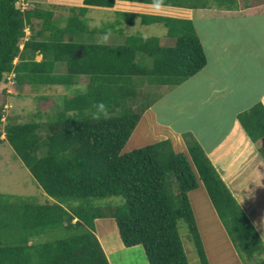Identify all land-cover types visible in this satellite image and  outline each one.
I'll return each mask as SVG.
<instances>
[{
	"label": "trees",
	"instance_id": "trees-1",
	"mask_svg": "<svg viewBox=\"0 0 264 264\" xmlns=\"http://www.w3.org/2000/svg\"><path fill=\"white\" fill-rule=\"evenodd\" d=\"M115 1L84 0V5L110 8ZM211 1L158 3L198 9L209 7ZM215 1L216 6L232 7L237 0ZM86 11L81 9L82 14ZM117 15L131 26L137 18L142 25L162 24L174 44L164 46L158 38L139 34L123 45L69 42L67 35L84 34L85 20L74 16L60 27L52 11L37 7L23 11L19 0H0V85L12 72L21 86L31 82L69 87L81 76L90 78L86 91L64 98L44 136L37 122L18 123L10 117L2 127L0 113V144L13 147L48 196L42 204L0 199V264H110L95 234V221L108 217L116 221L126 247H144L150 264H189L179 231L184 220L201 263L209 264L188 199L200 181L240 253L264 252L259 233L198 143L189 147L191 161L175 152L168 139L122 154L154 96L150 88L139 91L134 78L172 88L203 70L207 60L191 20ZM27 28L31 35L23 41ZM138 54L152 58L153 66L137 64ZM37 55H42L40 62ZM60 64L66 73L53 77ZM97 101H103L107 111L93 120L90 112ZM134 105H140L138 111ZM239 121L253 142L264 139L261 102L240 114ZM170 178L179 196L169 193ZM118 196L127 204L112 211L92 204L93 199Z\"/></svg>",
	"mask_w": 264,
	"mask_h": 264
},
{
	"label": "crops",
	"instance_id": "crops-1",
	"mask_svg": "<svg viewBox=\"0 0 264 264\" xmlns=\"http://www.w3.org/2000/svg\"><path fill=\"white\" fill-rule=\"evenodd\" d=\"M46 3H50L56 6L57 5L69 6L68 8L69 11L70 10L71 12L75 11L80 15H82L81 9L83 8L87 9L86 12H88L92 8H97V9H104L110 11L112 10L115 12V14L135 13V14H144V15H156V16L170 17L174 19L191 20L193 22L195 31L201 41V44L205 52V56L207 60L206 67L208 68L209 71L211 70V73L205 74L206 72H203L204 70L203 69L196 74L198 76L194 75L193 76L194 78L191 77L193 79L189 81L187 80L188 82L186 84H189L190 87L193 86V88H197V87L200 88H197L195 89L194 92H192L195 93L196 95H194L193 97L188 96L189 98H192L194 100L189 101L191 103V105L190 103H188L190 112L186 113L185 117L188 119V121L195 123V127L193 130L187 129L184 135L185 134L189 135L190 137L189 140L187 139L186 136L188 143H191L192 141L194 143H198L201 146V148L204 150L207 157L209 158L210 162L216 169L217 173L219 174V176L221 177L227 188L230 190L233 197L236 199L241 209L243 210V207L248 205L250 207V211L253 208L259 211L257 215L253 214V220H250L249 218L248 219L259 233L264 244V140L259 142L260 144H257L258 142H253L250 139V137L247 135L245 130L243 129L239 120L237 119L241 111L245 112L249 110L258 102H261L264 105V0L255 1L253 2L252 5H247V6L245 5V7H241L238 5L237 7L235 6V4L232 5V7H225V6L220 7L218 5L217 6L210 5L207 8H198V9H188V8L172 7L165 5H159V7H157L156 5L153 4H146V3L128 1V0H116L114 6L110 8L85 6L84 0H46ZM231 18L234 21L233 26H231L230 23L225 22V20ZM68 19L69 18H67L66 20L68 21ZM140 21L141 19L137 18L136 25L139 24L143 27L147 26V25H142ZM218 21L219 23H221L222 21L223 25L227 26V29L225 30L223 27H220V24H218L215 27V29L211 33H209L208 32L209 30H207L206 27V23L210 22L211 23L210 26H213V23H218ZM130 27L133 26L127 23V25L124 27V30L125 28L128 29ZM229 28L232 29L229 30ZM199 30L203 31L207 43L204 41V39H202ZM85 32L89 33V30L87 29L85 30ZM100 33H109V32L104 30V31H100ZM74 35L79 36L77 33H74ZM127 37L125 39V42L127 40ZM109 38L110 37L108 36L106 40L108 41ZM161 38L167 42V44L164 46H172L171 44L173 40L168 37L167 32L164 33L161 36ZM159 40L161 41V39ZM256 40L260 42H257ZM104 44L108 45L107 43ZM229 53L234 54L232 56L231 61L228 57L223 59L221 55H219V54L229 55ZM214 54L216 55L212 57ZM253 55L257 57L253 58ZM37 56H41L40 60H42V55H37ZM241 56H243V58ZM249 56H252L253 59L252 60L249 59ZM211 57L216 58L217 61H220L221 65H219L214 61L211 62L210 61ZM237 59L238 62L241 63V65H237L236 63ZM40 60L39 61L36 60V61L40 62ZM232 60H234V65L237 66L236 68H233ZM16 61H18V59H16ZM211 67L214 68V71H212ZM56 72L57 71H55V73L53 74V77H61V75H59ZM82 79L90 80L89 77L81 76L80 78L76 79L74 85L69 87H76L78 81ZM220 80L232 81L236 87L234 91L235 94L231 100H229L230 99L229 96V98H224L220 100V102L218 101L217 103L218 108L217 110L213 109V111L211 112V116H215L219 112H224V113L214 118L215 120L210 119L209 121L208 117L210 112L208 113L205 110L196 108L194 105H197L199 102L205 100L207 87L211 91H214L216 94L221 96L222 89L220 85ZM25 84L32 87L39 86V88L42 86L44 90L47 89L50 85H52V84L33 85L31 84V82H26ZM257 84L259 85V92L254 95L252 91L255 89V86ZM52 86H57V85H52ZM60 86H64V85H60ZM162 89L164 90V92H166L164 95H167V90L170 91V89L172 88L164 87ZM162 89L160 88L159 90L160 93ZM69 91L72 94L70 96L64 95V97L59 98V101H57L56 103L57 108L55 109V111H53L54 113L51 112L52 115L58 111V106L62 104L64 98L72 97L76 95V93L74 92L78 91L77 93H80L82 90H77L75 88L74 90H69ZM3 94H7V92L5 91V87H4V91L0 90V95ZM255 97L256 99L253 101V98ZM238 105H243L244 108L240 109ZM153 108L156 109L155 105L150 104L146 110L152 111L155 118L154 119L151 118L149 122H145L144 121L145 118L142 119L141 117L139 122L140 124L138 123L139 126L137 125L138 129L140 128V126H144V127L147 126V134H146V128L139 136L135 137L132 134L129 139V143L127 142L130 148H127L125 146L126 149L131 151L132 149H139L151 145L155 142H159V140H156L155 138L151 139L150 135L152 134L154 136V133L160 132V134L166 135L165 138H163L162 140L168 139L172 142V145H173V141L175 146L178 145L176 147L173 145L175 152H177L176 149L178 148H182L183 150H186L188 152V155L185 156L191 161L189 149L186 147V141L184 139V135L181 136L180 131H178L179 133H177V131L175 132L176 129L173 130V128L170 125L165 123H160L157 114L154 112V110H152ZM215 123L222 126L216 127L214 126ZM208 129H210L211 131L209 136H207ZM135 131L136 129L134 130V132ZM196 133L199 138L197 137ZM146 136H148L149 139H147ZM177 153H181V152H177ZM259 182H261V185L258 184ZM200 185H204V184L200 181L199 186ZM245 185H247L248 187H245ZM189 194L190 192L188 193V195ZM197 195L199 196L197 197L195 196L193 202V205L195 207L194 213L197 212V214H199L201 218V221L204 226L203 230H206L205 236L204 233H202L201 231L202 227L200 226L198 215L195 214L196 217L195 216L194 217L196 219L199 232L201 231L202 233L200 235H202V237L204 238H208V241H206V245L208 247L207 252L209 254V255L206 254L208 258V262L212 261L213 263L212 255L210 252L212 251V249L214 255L215 254L223 255L222 252L215 253V251L222 250L221 244H224L227 248L230 249V251L232 250L231 253L238 260V263L240 262L242 263L240 251L234 246L233 242L231 241L228 233L226 232L223 226V223L221 222L219 216L217 215L218 213H216V209L213 206L212 201L210 200L208 194L206 193L204 194V196H202V194L200 193ZM244 196L249 198L248 202L245 201ZM198 202L200 204V207L203 208L200 209V211L197 210ZM216 221L220 223L221 230H219V232L217 233V237L210 238L209 237L210 233H212L215 228L219 229ZM221 231H224V233H226L227 238L225 237L224 234L220 235ZM99 241L108 257L107 247L104 245V243L101 240ZM239 258L241 261L239 260ZM108 260L110 262L109 257ZM222 261L223 260L219 261L218 264L221 263Z\"/></svg>",
	"mask_w": 264,
	"mask_h": 264
},
{
	"label": "rangeland",
	"instance_id": "rangeland-1",
	"mask_svg": "<svg viewBox=\"0 0 264 264\" xmlns=\"http://www.w3.org/2000/svg\"><path fill=\"white\" fill-rule=\"evenodd\" d=\"M255 1H261V0H237V2H235V6L238 5L241 7H245V5L246 6L252 5L253 2ZM215 3L216 1L212 0L210 2V5H214ZM19 6L21 7L23 11L33 10L36 7L41 8L42 10L52 11L54 13L53 20L60 19L59 21L60 27L66 26L68 23L66 19L71 18L72 16H77L80 20H86L85 24L88 27L87 29H89V33H86L84 31V35H81V36L80 35L73 36V34L67 35L66 40L69 42L72 41L74 43H85V44L101 42V43H107L108 45H123L125 43V39L127 36H128L127 37L128 39L130 37H134L137 34H139L141 35V37H144V38L155 37V38L161 39L160 41L161 45L167 44V42L161 38V36L167 32L166 27H164L162 24H150L145 27L139 24L137 25L135 24L133 27H130L128 29L125 28L124 30V27L129 22L123 19L122 16L121 18L120 16L115 14V12L112 10L110 11V10L92 8L88 12L80 15L79 13H76L75 11L73 12H71V10L69 11L68 9L69 6L52 5L50 3H46V0H28V1L19 0ZM225 22L230 23L231 26L234 25V21L232 20V18L225 20ZM37 23L39 22L35 20L34 24H36V26H38ZM210 24H211L210 22L206 23V27H207V30H209L208 31L209 33H211L218 24H220V27H223L225 30L227 29V26L223 25L222 21L221 23H219V21L218 23H213V26H210ZM95 29L97 30L96 32L93 31ZM231 29L232 28H229V30ZM104 30H106L109 33H100V31H104ZM199 31L201 33L202 39H204V41L206 42V37L204 36L203 31L202 30H199ZM30 35H31V31L29 30V28H27L26 38H24L23 41L29 38ZM108 36L110 38L107 41L106 39ZM40 40H44V39L40 38ZM257 42H260V41H257ZM127 43L128 42L126 40L125 44ZM173 44L174 43L172 42L171 45ZM20 48L21 49L23 48V42L21 43ZM215 55L216 54H214L212 57H214ZM219 55H221L223 59L228 57L231 61L232 56L234 54L229 53V55L228 54H225V55L219 54ZM212 57L210 59L211 62L214 61L218 63L219 65H221L220 61H217L216 58H212ZM241 57L243 58V56ZM254 57L256 58L257 56L253 55V58ZM253 58L252 56H249V59L252 60ZM40 59H41V56H37L35 58V60H38V61ZM16 62L18 63V61L15 60L14 64H16ZM136 63L146 68H151L153 66L152 58L146 55H142V54L140 55L138 54L136 56ZM236 63L237 65H241V63L238 62V59L236 60ZM232 64H233V68L237 67L236 65H234V60H232ZM206 68L207 67L204 68L203 72H206L205 74L211 73V70L209 71L208 68L207 69ZM211 69L212 71H214L213 67H211ZM56 73H58L59 75H64L66 73L65 66L60 64ZM13 74L14 73L12 72L6 75L7 76L6 81L0 85V90L4 91V87H5V91L7 92V94L0 95V99H1L0 100V113L3 115L1 118L2 127L7 122V119L10 117H13L15 121H17L18 123L37 122L42 125L40 133L43 136L48 132V125L50 124V122H53L54 116H52L51 112L54 113L53 111H55V109L57 108L56 103L57 101H59V98L64 97V95L70 96L72 93L69 90H74L75 88L77 90H82L88 84V80L82 79L78 81L76 87H68V86H60L59 84H52V85H57V86L50 85L47 89L44 90L42 86L39 88V86L32 87V86H28L27 84H24L22 86L18 85L16 83L15 77H13ZM193 78H189L188 81ZM134 79H135L134 81L137 84V86L138 87L140 86L139 91H141L142 87L143 88L147 87L151 89L150 94L154 95L152 98V104H154L156 107V109L153 108L152 110H154V112L157 114V117L159 118L160 123H165V124L170 125L173 128V130L176 129L175 132L177 131V133H179L178 131H180L181 136L184 135L187 129H192V130L194 129L195 123L188 121V119L185 117V114L190 112L189 106H188V103H190L189 101L194 100L192 98H189L188 96L193 97L194 95H196L195 93H192V92H194L195 89L200 88V87H197V88H193V86L190 87L189 84H186L188 82L186 81L185 83L181 84L179 87L176 86L177 88L174 86L172 87V89H170V91L167 90V95H164L166 92H164V90L162 89L160 93L159 90L161 87H157V86H154V84H151V82L148 81L149 80L148 78L147 80L144 77H136ZM220 85L222 89L221 96L216 94L214 91H211L207 87L205 100L202 102H199L197 105H194L196 108L205 110L208 113L210 112L209 117H208L209 121L210 119L215 120L214 118L224 113V112H219L217 115L211 116V112L213 111V109L217 110L218 108L217 107L218 101L220 102V100L224 98H229V96H230L229 100H231L235 94L234 91L236 87L232 81L220 80ZM77 92L78 91L74 93H77ZM258 92H259V85L257 84L255 86V89L252 91V93L255 95ZM71 98L72 97H70L69 99ZM255 99L256 97L253 98V101ZM238 106L240 107V109L244 108L243 105H238ZM139 107L140 105L139 106L134 105V109L137 111ZM243 112L244 111H241L240 114H242ZM143 118H145L144 119L145 122H149V120H151V118L154 119L155 116L153 115L152 111L145 109L143 110V113H142V119ZM237 119L239 120V117H237ZM138 126L135 131L136 133L133 132V136L136 137V136L141 135V133L143 132L145 128H146V134H147V126L145 127L140 126L141 129L140 128L138 129ZM214 126L221 127L222 125H218L215 123ZM210 133L211 131L210 129H208L207 136H209ZM150 136H151L150 137L151 139L155 138L156 140L163 141L162 139L165 138L166 135L160 134V132H157V133H154V136L152 134ZM186 136L188 140L190 137L188 134L184 135V139L186 141V147L189 149L190 145H193L194 142L191 141V143H188ZM146 137L147 139H149L148 136ZM2 138H4V136ZM263 140L264 139H259L257 141L258 142L257 144H260L259 142ZM128 143L126 144V147L130 148ZM173 145L175 146L174 141H173ZM126 147H124L122 154L128 153L129 150L126 149ZM134 150L135 149H132L129 152H132ZM176 151L181 152L182 155H188V152L186 150H183L182 148H178L176 149ZM258 184L261 185V182H259ZM245 187H248V186L245 185ZM168 191L173 196H179V190L177 189V186L174 183L173 178H170V186L168 185ZM200 193L202 194V196H204V194L207 193L204 185H200L198 189H196L193 192H190V194L188 195V199H190L189 203L192 205L191 208L193 209L192 210L193 213L195 212V207L193 205L194 197L199 196L197 194H200ZM0 199L3 200V202L6 200H10V202H17L19 200H25V201L29 200V202L31 201L34 204L45 203V201L48 199V196L39 187L37 181L34 179L29 169L24 165L23 161L16 154L13 147L8 143L0 144ZM244 199L246 202H248L249 200V198L246 196H244ZM92 204L95 205L96 207H101L106 211H112L116 209L117 207L125 206L127 202L124 197L118 196V197H111V198H106V199H93ZM200 209H203V208L200 207V204L198 202L197 210L200 211ZM243 210L245 211V213L247 214L250 220H253V214L257 215L259 213V211L255 210L254 208L250 211V207L248 205L243 207ZM195 214L198 215V220H199L200 226L202 227L201 231L202 233H204V236H205L206 230H203L204 226L201 221V218L199 214H197V212L194 213V216L196 217ZM216 222H217V226L219 229L215 228L213 232L210 233L209 235L210 238L217 237V233L219 232V230H221L220 223L218 221ZM179 227H180V230H179L180 236H181V239L184 245L186 255L188 257L189 264H202L198 256L197 250L191 240V237L189 233L185 230L184 220L180 221ZM201 231H200V234H202ZM95 233L97 237L99 238V240H101L104 243V245L107 247V253L110 259V264H150L147 260V255L142 245L126 247L123 244L120 238V235H119V230H118L116 221L114 219L108 217V218L98 219L97 221H95ZM222 234H224L226 237V233H224V231H221L220 235ZM200 236L202 239L205 253L209 255L207 252L208 247L206 245V241H208V238H204L202 237V235ZM221 246H222V250H217L215 251V253L222 252L223 255L221 254L214 255L212 252L213 251L212 249V251L210 252L212 255L213 263L211 261L209 262V264L211 263L218 264V262L221 260L223 261L219 264H240L241 263V262L238 263V260L232 255L231 253L232 250L230 251V249L227 248L224 244H221ZM240 254H241L243 264H264V252L262 253L254 252L252 255H249L246 252H242Z\"/></svg>",
	"mask_w": 264,
	"mask_h": 264
},
{
	"label": "clouds",
	"instance_id": "clouds-1",
	"mask_svg": "<svg viewBox=\"0 0 264 264\" xmlns=\"http://www.w3.org/2000/svg\"><path fill=\"white\" fill-rule=\"evenodd\" d=\"M156 6L159 7L158 0H157ZM82 91H86V89H82ZM93 108H94V110H92L90 112L91 119H93V120L98 119L101 113H106V111H107V108H106L103 101H97L96 104L93 106Z\"/></svg>",
	"mask_w": 264,
	"mask_h": 264
},
{
	"label": "built area",
	"instance_id": "built-area-1",
	"mask_svg": "<svg viewBox=\"0 0 264 264\" xmlns=\"http://www.w3.org/2000/svg\"><path fill=\"white\" fill-rule=\"evenodd\" d=\"M13 77H15V75L13 74Z\"/></svg>",
	"mask_w": 264,
	"mask_h": 264
}]
</instances>
